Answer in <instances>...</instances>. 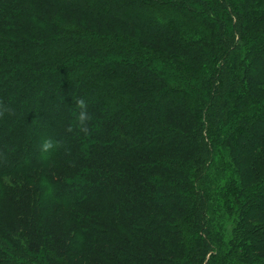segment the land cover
<instances>
[{"label":"trees","instance_id":"1","mask_svg":"<svg viewBox=\"0 0 264 264\" xmlns=\"http://www.w3.org/2000/svg\"><path fill=\"white\" fill-rule=\"evenodd\" d=\"M0 264H264V0H0Z\"/></svg>","mask_w":264,"mask_h":264},{"label":"clouds","instance_id":"2","mask_svg":"<svg viewBox=\"0 0 264 264\" xmlns=\"http://www.w3.org/2000/svg\"><path fill=\"white\" fill-rule=\"evenodd\" d=\"M83 118V113H81V119ZM53 145H52V143H51V141H45L44 143H43V145H42V150L43 151H47L48 149H50L51 147H52Z\"/></svg>","mask_w":264,"mask_h":264},{"label":"rangeland","instance_id":"3","mask_svg":"<svg viewBox=\"0 0 264 264\" xmlns=\"http://www.w3.org/2000/svg\"><path fill=\"white\" fill-rule=\"evenodd\" d=\"M214 171V170H213ZM212 172V171H211ZM212 174V173H211ZM211 177H213L214 179H215V177H214V175H212Z\"/></svg>","mask_w":264,"mask_h":264}]
</instances>
